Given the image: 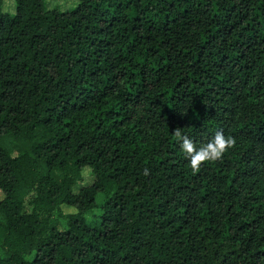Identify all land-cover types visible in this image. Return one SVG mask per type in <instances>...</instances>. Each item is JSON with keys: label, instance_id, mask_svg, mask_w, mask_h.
I'll return each instance as SVG.
<instances>
[{"label": "trees", "instance_id": "obj_1", "mask_svg": "<svg viewBox=\"0 0 264 264\" xmlns=\"http://www.w3.org/2000/svg\"><path fill=\"white\" fill-rule=\"evenodd\" d=\"M3 1L0 264H264V0Z\"/></svg>", "mask_w": 264, "mask_h": 264}, {"label": "clouds", "instance_id": "obj_2", "mask_svg": "<svg viewBox=\"0 0 264 264\" xmlns=\"http://www.w3.org/2000/svg\"><path fill=\"white\" fill-rule=\"evenodd\" d=\"M175 135L180 139V147L189 166L196 170L204 162L216 161L232 148L236 139L217 131L206 143L198 145L191 137L184 135L180 129L175 130Z\"/></svg>", "mask_w": 264, "mask_h": 264}, {"label": "rangeland", "instance_id": "obj_3", "mask_svg": "<svg viewBox=\"0 0 264 264\" xmlns=\"http://www.w3.org/2000/svg\"><path fill=\"white\" fill-rule=\"evenodd\" d=\"M78 4L77 0H44V5L46 10H51V9H57L59 11H70L73 8L76 7V5ZM3 11L4 12H8L10 14H13L15 11V3L13 0H4L3 1ZM83 181L80 182L76 187H75V191H77L79 189V187L81 186H85L88 185L92 182L93 177L91 176L89 170H84L83 173ZM103 200V196L102 195H97L96 197V202L98 204H100ZM60 212L62 214H72L75 213L76 210L72 207H69L67 205H62L60 206ZM94 213H98V210H95ZM87 220L91 221L92 220V215L88 214L87 215Z\"/></svg>", "mask_w": 264, "mask_h": 264}]
</instances>
